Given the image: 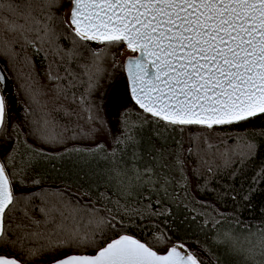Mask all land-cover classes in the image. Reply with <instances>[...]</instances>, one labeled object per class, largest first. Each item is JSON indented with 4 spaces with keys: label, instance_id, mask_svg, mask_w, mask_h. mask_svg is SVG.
Returning a JSON list of instances; mask_svg holds the SVG:
<instances>
[{
    "label": "snow or ice",
    "instance_id": "obj_1",
    "mask_svg": "<svg viewBox=\"0 0 264 264\" xmlns=\"http://www.w3.org/2000/svg\"><path fill=\"white\" fill-rule=\"evenodd\" d=\"M65 2L68 9L60 24L73 43L65 56L74 58L91 43L104 45V57H111L113 68L125 71L131 100L153 121L181 129L199 126L211 130L264 115V0ZM62 6L58 0H0V58L15 65L21 58L17 47L26 49L29 45L39 53L41 49L29 39L33 32L37 40L55 44L59 35L43 21H52L51 9ZM41 30L43 36L39 35ZM125 51L132 55L117 63ZM101 52L93 51L94 71L88 65L80 67L87 76L81 104L88 103L85 110L95 112L87 122L103 126L105 121L87 100L99 87ZM23 58L27 64L26 52ZM27 76L31 79V70ZM8 79L5 69L0 68V133L11 127L4 94ZM57 91L63 90L57 86ZM38 95L33 88L31 99L35 101ZM127 115L126 110L122 116ZM43 123L48 125L47 120ZM121 124L122 137L116 138L112 155L115 157L121 144L124 154L114 159L107 176L117 194L138 185L152 172L147 165L143 171L138 166L139 141L129 130L138 126H130L127 119ZM253 149L251 142L242 141L233 154L243 158ZM96 150H103V145H97ZM24 167L14 156L0 160V264H202L199 254L185 243L174 242L163 253L158 252L136 236L117 231L120 222L114 216L109 218V209L87 204L41 207L43 219H36L24 201L27 223L16 222L14 213L22 201L14 185ZM100 197L111 202L103 193ZM102 211L105 215L100 214ZM227 240L234 250H240L234 238L227 236Z\"/></svg>",
    "mask_w": 264,
    "mask_h": 264
},
{
    "label": "trees",
    "instance_id": "obj_2",
    "mask_svg": "<svg viewBox=\"0 0 264 264\" xmlns=\"http://www.w3.org/2000/svg\"><path fill=\"white\" fill-rule=\"evenodd\" d=\"M58 5L63 6L51 9L52 21H43L59 35L55 44L47 39L37 40V33L33 32L29 39L41 49L39 53L29 45L26 49L17 47L21 58L15 65L0 58L13 80L17 100L16 107L7 108L11 127L0 133V160L17 141L47 154L89 150L97 145L109 148L115 131L111 113L120 107L125 111L130 106L138 108L130 99L123 69L113 68L111 57L105 58L101 52L104 45L89 44L76 57L65 56L73 48L72 38L60 24L68 5L65 0H58ZM36 15L43 20L41 13ZM39 35H44L43 30ZM93 51L101 52L99 67L103 72L99 87L87 100L105 121L103 126L93 122L94 131L87 117L95 112L85 110L88 103L81 104L87 76L80 67L88 65L94 71ZM25 52L29 58L27 64L23 58ZM122 62L120 55L117 63ZM29 70L31 79L27 76ZM49 74L62 79H52ZM57 86L63 91H57ZM33 88L39 91L35 101L30 97ZM44 120L48 121L46 127ZM174 127L179 131L174 136L168 180H143L117 194L115 185H109L108 180H91L85 186H74L62 180L29 176L14 187L17 198L22 201L14 213L16 222L27 223L23 218L24 201L29 214L36 219H43L41 207L87 204L109 209V218L114 216L120 222L117 231L136 236L158 252H164L174 242H182L195 247L202 264H264V237L261 236L264 230V115L211 130L199 126ZM38 128L42 131H37ZM242 141L254 145L252 154L243 158L233 154ZM101 193L110 197L111 202L101 198ZM70 210L69 207L65 214ZM100 214L105 215L103 211ZM227 236L237 241L239 251L233 249Z\"/></svg>",
    "mask_w": 264,
    "mask_h": 264
},
{
    "label": "rangeland",
    "instance_id": "obj_3",
    "mask_svg": "<svg viewBox=\"0 0 264 264\" xmlns=\"http://www.w3.org/2000/svg\"><path fill=\"white\" fill-rule=\"evenodd\" d=\"M121 110L122 107L111 113V121L115 126L113 141L109 148L103 146V150L74 149L47 154L24 141H17L3 159L7 160L10 156H14L17 164L25 165L24 171L17 176L16 184H22L29 176L43 180L46 178L62 180L74 186H85L91 180H108L107 176L114 159L124 154L120 149H124L125 146L121 144L115 157L112 155L113 149L117 148L116 138L122 137V119H127L130 126H138L129 129L139 141L137 155L141 159L138 166L141 171L145 165L152 169L143 180H168L167 174L170 175L173 164L174 136L179 129L153 121L151 116L136 107L130 106L127 109V117L122 116L125 110ZM125 158L127 159V156Z\"/></svg>",
    "mask_w": 264,
    "mask_h": 264
},
{
    "label": "water",
    "instance_id": "obj_4",
    "mask_svg": "<svg viewBox=\"0 0 264 264\" xmlns=\"http://www.w3.org/2000/svg\"><path fill=\"white\" fill-rule=\"evenodd\" d=\"M95 45H97V44L96 43H91V46L92 47H94ZM128 55H132V54L131 53H128L127 51H125L121 55L122 61H125V59L127 58ZM0 68H4L5 69V72H6V75L9 77V79H8L6 85H5V91H4V94L6 95V98H7V107H8L12 102H14L15 104L17 102V100H16V94H15V87H14L13 80L9 76L7 67H6V65L2 61H0ZM123 72H124V78L126 79L125 71L123 70ZM126 82H127V80H126ZM127 88H128V85H127ZM189 248L191 250L195 251V247H190L189 246ZM161 253H163V252H161Z\"/></svg>",
    "mask_w": 264,
    "mask_h": 264
},
{
    "label": "flooded vegetation",
    "instance_id": "obj_5",
    "mask_svg": "<svg viewBox=\"0 0 264 264\" xmlns=\"http://www.w3.org/2000/svg\"><path fill=\"white\" fill-rule=\"evenodd\" d=\"M10 106L16 107V104L14 102H12L7 108H9Z\"/></svg>",
    "mask_w": 264,
    "mask_h": 264
}]
</instances>
